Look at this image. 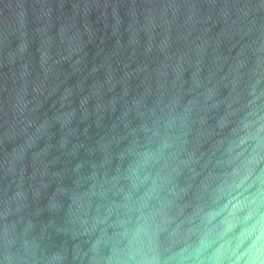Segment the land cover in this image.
I'll list each match as a JSON object with an SVG mask.
<instances>
[{
    "label": "water",
    "instance_id": "water-1",
    "mask_svg": "<svg viewBox=\"0 0 264 264\" xmlns=\"http://www.w3.org/2000/svg\"><path fill=\"white\" fill-rule=\"evenodd\" d=\"M142 217L264 262V0H0V264H124Z\"/></svg>",
    "mask_w": 264,
    "mask_h": 264
},
{
    "label": "clouds",
    "instance_id": "clouds-1",
    "mask_svg": "<svg viewBox=\"0 0 264 264\" xmlns=\"http://www.w3.org/2000/svg\"><path fill=\"white\" fill-rule=\"evenodd\" d=\"M142 223L132 229H125L121 234L126 241L125 249L127 255L124 264H169L172 257H165L158 250L156 236L158 235V226L153 228L154 221L151 218H141ZM204 243V241H202ZM222 252L217 254L216 259L219 260ZM247 264H264L260 261H249Z\"/></svg>",
    "mask_w": 264,
    "mask_h": 264
}]
</instances>
